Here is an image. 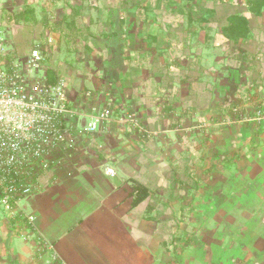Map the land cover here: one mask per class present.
I'll return each instance as SVG.
<instances>
[{
    "label": "rangeland",
    "instance_id": "1",
    "mask_svg": "<svg viewBox=\"0 0 264 264\" xmlns=\"http://www.w3.org/2000/svg\"><path fill=\"white\" fill-rule=\"evenodd\" d=\"M1 3L13 56L40 44L74 106L112 101L156 132L79 137L24 202L74 241L69 264H264V0ZM136 182L151 195L133 207ZM21 225L0 211V264H56L32 262Z\"/></svg>",
    "mask_w": 264,
    "mask_h": 264
},
{
    "label": "built area",
    "instance_id": "2",
    "mask_svg": "<svg viewBox=\"0 0 264 264\" xmlns=\"http://www.w3.org/2000/svg\"><path fill=\"white\" fill-rule=\"evenodd\" d=\"M3 4H0V211L10 223L25 224L18 232L42 256L47 250L55 251L54 245L39 231L35 216L27 213L24 205L37 191L40 179L54 170L79 137L111 135L114 129L125 128L149 139L156 132L147 129L137 116L118 110L112 101L87 110L74 106L67 95L65 79L56 77L55 82L49 81L46 54L40 44L34 45L22 59L13 56L2 20ZM254 114V120L264 122V112L258 110ZM104 174L116 176L112 167H106Z\"/></svg>",
    "mask_w": 264,
    "mask_h": 264
},
{
    "label": "crops",
    "instance_id": "3",
    "mask_svg": "<svg viewBox=\"0 0 264 264\" xmlns=\"http://www.w3.org/2000/svg\"><path fill=\"white\" fill-rule=\"evenodd\" d=\"M48 174V173H47ZM46 174V175H47ZM104 174V173H103ZM46 175H44L41 179H40V181H39V183H41V181L45 178V176ZM104 176L107 178V179H109V181H110V183H114L115 185H116V181H112V180H116L115 178L116 177H109V176H106L105 174H104ZM40 185V184H39ZM60 186H61V184L60 185H58V186H56L55 188H52L53 190L52 191H50L49 193H51V192H53V191H61V189H60ZM121 193V194H120ZM125 193V190L122 188V189H119V190H114V192H111L109 195H108V197H106V199H105V202L106 203H109V205L111 206V207H114L117 203H119V202H121L122 201V198H123V194ZM43 204H44V202H41V201H39L38 202V204H37V206H35V209H36V212L38 213V216H37V218H38V221H39V224H40V226H41V228L44 230V231H46V229H47V235L50 237L52 234H50L51 233V226H50V224H47L48 223V221H46V220H44L45 219V217H43L45 214H46V208H44V206H43ZM12 224H14V223H12ZM22 226V225H21ZM18 231V230H17ZM46 236V235H45ZM62 236V235H61ZM67 236L69 237L70 235L69 234H67ZM66 236V237H67ZM67 237V238H68ZM56 240V239H55ZM53 245H54V249H55V251H51V250H47L46 252H45V254H44V256L42 257V258H33L32 257V262L33 263H37V262H39V261H41V260H44V258L45 257H49L50 259V261L52 262V263H56V264H69V262H68V259L66 258V254H68L69 253V251H70V247L72 246V244L74 243V241L71 239V241H70V243H71V246L68 244H66L65 242L62 244V242L64 241V240H62L61 241V244H59V243H57L56 241H51V240H49ZM31 244V243H30ZM76 248H78V246H75V249ZM74 249V252L76 251ZM56 258V259H55Z\"/></svg>",
    "mask_w": 264,
    "mask_h": 264
},
{
    "label": "trees",
    "instance_id": "4",
    "mask_svg": "<svg viewBox=\"0 0 264 264\" xmlns=\"http://www.w3.org/2000/svg\"><path fill=\"white\" fill-rule=\"evenodd\" d=\"M234 21V18H231L230 21ZM49 81L50 82H55L56 81V74L52 71L49 70ZM142 124H144L142 122ZM132 194L134 196L132 206L137 207L141 203H143L148 197H150V190L143 184L136 182L133 187Z\"/></svg>",
    "mask_w": 264,
    "mask_h": 264
}]
</instances>
